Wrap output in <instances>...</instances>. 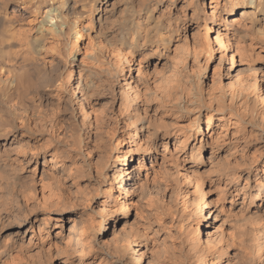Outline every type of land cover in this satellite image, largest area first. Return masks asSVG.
Here are the masks:
<instances>
[{
    "label": "bare ground",
    "instance_id": "1",
    "mask_svg": "<svg viewBox=\"0 0 264 264\" xmlns=\"http://www.w3.org/2000/svg\"><path fill=\"white\" fill-rule=\"evenodd\" d=\"M53 259L264 264V0H0V264Z\"/></svg>",
    "mask_w": 264,
    "mask_h": 264
},
{
    "label": "rangeland",
    "instance_id": "2",
    "mask_svg": "<svg viewBox=\"0 0 264 264\" xmlns=\"http://www.w3.org/2000/svg\"><path fill=\"white\" fill-rule=\"evenodd\" d=\"M17 8V7H16ZM21 11H23V9H20ZM122 143H124V141L122 142ZM121 143V144H122ZM123 145V144H122ZM138 160H141L138 156H136V155H134V156H132V158H131V161H129V165L132 167V165L133 166H137V161ZM142 163V164H141ZM143 165H146L147 166V169H148V173H150L151 172V169H150V162L148 161V160H146V159H144L143 161H141L140 162V166H139V168H138V172H139V178H144V174H145V170L143 169L142 170V166ZM135 199H136V197H135ZM96 203H95V201L94 200H92V201H90L89 202V204L87 205V207H86V209H87V211L88 212H90V213H92L95 209H96ZM13 226V227H12ZM15 226L14 225H12V224H10V225H7L6 226V228H5V230H4V232H3V235H7V236H11L12 235V232L15 230ZM52 264H58L57 263V260L56 259H53V262H52Z\"/></svg>",
    "mask_w": 264,
    "mask_h": 264
},
{
    "label": "clouds",
    "instance_id": "3",
    "mask_svg": "<svg viewBox=\"0 0 264 264\" xmlns=\"http://www.w3.org/2000/svg\"><path fill=\"white\" fill-rule=\"evenodd\" d=\"M141 55H143V53H141ZM101 264H106V262L102 261ZM137 264H138V262H137Z\"/></svg>",
    "mask_w": 264,
    "mask_h": 264
}]
</instances>
